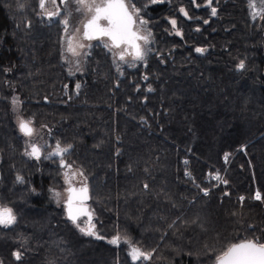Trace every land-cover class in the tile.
I'll use <instances>...</instances> for the list:
<instances>
[{"label": "trees", "instance_id": "1", "mask_svg": "<svg viewBox=\"0 0 264 264\" xmlns=\"http://www.w3.org/2000/svg\"><path fill=\"white\" fill-rule=\"evenodd\" d=\"M152 1H133L147 60L117 67L97 46L76 79L65 27L42 21L40 0H0V206L16 217L0 226V264H216L234 244L264 243V8L155 0L150 14ZM14 98L63 157L29 154ZM67 168L88 179L102 239L51 204ZM132 247L150 258L135 262Z\"/></svg>", "mask_w": 264, "mask_h": 264}, {"label": "snow or ice", "instance_id": "2", "mask_svg": "<svg viewBox=\"0 0 264 264\" xmlns=\"http://www.w3.org/2000/svg\"><path fill=\"white\" fill-rule=\"evenodd\" d=\"M61 3H67L68 0H60ZM77 5V11L87 10L92 15L84 23L83 37L87 40L100 39L107 37L110 43H105V47L109 49H121V46H125L116 55L119 60H124L126 55H131L135 60H141L144 56V51L141 48L139 41L143 40L145 43L148 42V36L140 33L138 28H135L136 20L133 19V12H130L126 7L124 0H105L103 3H96V0H74ZM46 0H40V8H45ZM55 4L56 0H52ZM250 6L251 4L250 0ZM184 10L181 9V12ZM58 13H49V16L57 15ZM212 14H216V9H212ZM187 15V13H185ZM106 21L107 24L103 25L100 22ZM65 26V32L69 21L65 19L63 21ZM146 23L144 20H140L139 24ZM173 27L176 25V21H171ZM207 23V21H205ZM75 32H79V29H74ZM85 45L75 42L74 36H69L67 39V51L72 55H79L78 48H83ZM131 49V51H129ZM197 52H203L204 49L197 48ZM243 68V64L240 65ZM79 87V85H77ZM151 90V89H150ZM20 131L26 136H31L33 129L30 127V121L20 122ZM39 148L33 146L31 155L39 158ZM67 148H61L59 144L56 146V151L52 155L62 156L63 153L67 152ZM227 160V156L225 157ZM187 163V161H185ZM61 165L64 166L63 160ZM187 174V173H186ZM82 175V173H80ZM215 179L219 180L220 177L216 176ZM226 183V181H225ZM70 184V181H69ZM147 187V185H145ZM69 196L66 202V210L68 219L79 228V230L86 234L95 236L96 239H102L101 236L95 233V225L91 224L92 213L88 210L86 201L88 197V188L84 184L81 188L75 189L71 186L68 189ZM207 195V192H205ZM255 199H262L259 192L256 193ZM243 200V197H241ZM81 216L88 217V227H81L77 224V220ZM16 217L13 214L11 208L6 206H0V226L8 227L14 224ZM109 243L118 245L120 243V237L117 235L113 237ZM17 259L20 258V253L14 254ZM130 255L132 259L138 260L143 258L147 260L150 258V254L141 251L139 248L132 247ZM218 264H264V243L260 241H247L245 243L234 244L227 249L222 256L217 257Z\"/></svg>", "mask_w": 264, "mask_h": 264}, {"label": "rangeland", "instance_id": "3", "mask_svg": "<svg viewBox=\"0 0 264 264\" xmlns=\"http://www.w3.org/2000/svg\"><path fill=\"white\" fill-rule=\"evenodd\" d=\"M253 5L258 8V11L255 10V14L257 15L259 13V11H261L264 8V0H252ZM163 5V2H162ZM135 10H137V12H139V10L137 8H135ZM149 13H152L153 11L150 9H147ZM72 12V17H74L75 15L80 16L81 19H83L84 17L88 18V16L90 15V13L87 10L84 11H77V7L73 8V10H71ZM78 19V18H77ZM80 19V20H81ZM79 21V19L77 20V22ZM68 37L71 36V34L67 35ZM75 42L81 43L83 45H85L83 43V41L81 40L80 37L75 36ZM65 47L67 48V41L65 42ZM85 49V46L83 48H78L77 51L79 52V55H72L70 52L65 55V64L67 66V69L69 70V73L71 74L72 77L76 78V79H80L82 77V75L84 74V61H85V56L83 54V50ZM116 58H118L116 55L114 56V59L116 60ZM117 67L122 66L121 63L116 62L115 63ZM12 116H13V121L15 123V125L18 127V129L20 130V122L21 121H25V122H29L30 120H28L25 115H23L22 111H21V104L20 101L17 98H14L13 102H12ZM30 125H32L33 127V133L31 136H26V144L28 146V151L29 154L31 155L32 152V147L35 146L37 148H39V152L44 153V157L45 159H48L49 157L52 156V153H54L56 150H51L50 152L45 150L46 147V137H45V132L44 129L40 126L34 125L31 123L30 121ZM80 173H82V175H80ZM70 181V184H69ZM87 185L88 188V179L86 178V176L84 175V173L78 169V168H70L69 174L68 172L64 173V176L62 177V182L60 183V185L58 187H56L55 189H53L52 194H51V204L56 206V207H63L65 209V204L67 202L68 196H69V187L71 185H75V186H80V185ZM89 189V188H88ZM90 206V205H89ZM91 210V209H90ZM93 220H94V215H93ZM93 222H91L92 224ZM77 224H80L81 227H88V218L87 217H82L77 221Z\"/></svg>", "mask_w": 264, "mask_h": 264}, {"label": "flooded vegetation", "instance_id": "4", "mask_svg": "<svg viewBox=\"0 0 264 264\" xmlns=\"http://www.w3.org/2000/svg\"><path fill=\"white\" fill-rule=\"evenodd\" d=\"M133 1L134 0H124L125 4L128 6L129 11L133 12L134 18L136 20V24L134 25V27L138 28L141 34L148 36V42L147 43H145L143 40L139 41V44L144 51V56H143V59H141V60H135V59H133V57L131 55H126L124 60H119L118 58H116V60H115L114 56L119 51H121L122 48L125 46L122 45L121 49H115V48L109 49L108 47L104 46L106 42L110 43V41H108L107 37H102L100 39H92V40L84 39V37H83V31H84L83 25L86 22V20L88 18H90V16L92 14L90 13L88 18L84 17L83 19H81L80 16L77 17V15L72 17V13H71L72 11L71 10H73V8L77 7L74 0H68L67 3H61L60 0H56L55 4L52 3V0H46L45 8L44 9L40 8V16H41L42 21H44L46 24H49V25L54 24V23H61L64 26L63 21L65 19H67L69 21L67 33L64 32L63 47H62L63 61L64 62H65V55H67L69 53L67 51V48L65 47V42L68 39L67 35L71 34V36L80 37L81 40L83 41V43L85 44V49L83 50V54L85 56L84 68H85L89 54H91L92 51L97 46L105 47L108 50V52L112 55L115 63L116 62L121 63L123 66L124 65H131L134 63H141V62L146 61L148 56H149L151 47H152V42H151L152 41V35H151L150 31L148 30L146 23H144L142 25L139 24V21L144 20V19L141 18L140 10L138 9L139 12H137V10H135V8H137V7L133 3ZM103 2H105V0H96V3H103ZM161 6H162L161 1L153 0L151 3L146 5V11L148 12L147 9H150L153 11L150 14H155L161 10ZM49 13H58V14L53 15V16H49ZM77 18L79 19L78 22H77V20H78ZM100 23L103 25L107 24V22L103 21V20ZM74 29H79V32H75ZM129 51H131V49H129ZM61 157H63V155ZM64 167H65V165H64ZM66 170L69 174L70 168L69 169L67 168ZM71 187L79 189L82 187V185H80L78 187L75 185H71Z\"/></svg>", "mask_w": 264, "mask_h": 264}, {"label": "water", "instance_id": "5", "mask_svg": "<svg viewBox=\"0 0 264 264\" xmlns=\"http://www.w3.org/2000/svg\"><path fill=\"white\" fill-rule=\"evenodd\" d=\"M125 3V2H124ZM126 5V4H125ZM126 7L128 8V6L126 5ZM131 12V11H130ZM133 19L135 20V18H134V15H133ZM139 43V42H138ZM30 127L33 129V127H32V125H30ZM25 135V134H24ZM39 156H41V153L39 152ZM61 157V156H60ZM75 189H77V188H75ZM88 197H89V199L86 201V205H87V208H88V210L92 213V218H91V222H93V212L90 210V206H89V202H90V192H89V189H88ZM65 212H66V215H67V210H66V204H65ZM82 217H87V216H81L80 218H82ZM67 218H68V216H67ZM79 218V219H80ZM88 218V217H87ZM78 219V220H79ZM77 220V221H78ZM245 242H247V241H244V242H240V243H245ZM240 243H237V244H240ZM139 260H141V259H138V260H135V262L136 261H139ZM216 264H218V261H217V263Z\"/></svg>", "mask_w": 264, "mask_h": 264}]
</instances>
